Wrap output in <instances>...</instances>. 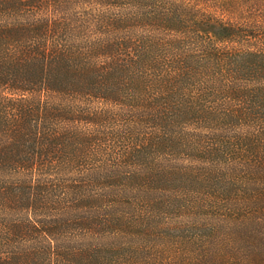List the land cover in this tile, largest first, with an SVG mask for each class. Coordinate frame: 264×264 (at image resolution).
Wrapping results in <instances>:
<instances>
[{
    "label": "trees",
    "instance_id": "trees-1",
    "mask_svg": "<svg viewBox=\"0 0 264 264\" xmlns=\"http://www.w3.org/2000/svg\"><path fill=\"white\" fill-rule=\"evenodd\" d=\"M201 1L0 0V264H264V11Z\"/></svg>",
    "mask_w": 264,
    "mask_h": 264
},
{
    "label": "rangeland",
    "instance_id": "rangeland-1",
    "mask_svg": "<svg viewBox=\"0 0 264 264\" xmlns=\"http://www.w3.org/2000/svg\"><path fill=\"white\" fill-rule=\"evenodd\" d=\"M200 3L208 8L210 7L209 9L211 11H217V13L222 11L226 12V10L223 9L226 6H229V8L230 6H235L236 8L243 7L244 10L242 12H244L246 16H251L253 13L260 14L264 11V0H202ZM232 15L233 17H240L238 13L231 14V17ZM201 29L204 32L210 31L212 34H217V28L214 26L202 25ZM259 229H262V234L264 236V227H260Z\"/></svg>",
    "mask_w": 264,
    "mask_h": 264
}]
</instances>
